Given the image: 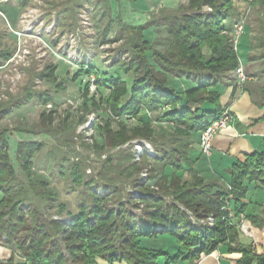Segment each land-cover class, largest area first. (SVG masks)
Listing matches in <instances>:
<instances>
[{
  "label": "trees",
  "instance_id": "16d2710c",
  "mask_svg": "<svg viewBox=\"0 0 264 264\" xmlns=\"http://www.w3.org/2000/svg\"><path fill=\"white\" fill-rule=\"evenodd\" d=\"M30 1L16 0V3L23 11ZM102 2L105 9L101 6L98 18L102 25L98 30L100 42L108 43L113 30L119 39H123L121 34L124 33L133 36L132 59L129 63L118 62L119 72L130 76L129 83L120 76L107 78L93 64L85 63L74 75H67L61 81L56 76L57 64L48 72H41L40 76L60 86L64 82H75L82 74H95L98 78L95 83L109 89L102 103L107 104L115 116L137 114V125L132 127L118 120L117 128H114L111 121L106 120L104 133H100L102 143L96 144V148L104 150L133 138H145L154 144L158 153L156 160L162 161L164 167L171 166L173 171L152 174V182L141 184L137 179L140 192H137L136 205L143 207L140 215L131 211L121 199L116 206H107L109 200L115 201L113 195L116 199L121 196L119 186L107 178L104 190L111 192L104 196L89 193L91 202L83 201L77 212H67L70 222L48 219L32 208L33 221L27 223L23 211L24 190L22 187L17 189L18 173L10 155V131L0 130V244L14 245L20 257L16 259L13 253L6 261L0 260V264H100L99 259L108 264H159L161 257L165 264H177L180 260L195 264L196 260L222 246L230 253L241 254L238 264H264V245H245L239 241V225L241 214L246 212L244 199L249 185L253 181L264 184V152L255 151L244 160L234 162L227 183L207 181L196 175L190 157L195 136L199 134L200 137V132L224 109L219 102L220 94L209 88L216 84L212 77L234 71L239 63V51L234 49L229 36L222 34L226 21L234 15L235 0H187L177 9L162 8L141 24L125 22L120 13L114 17L111 1ZM252 3L264 5L263 0ZM204 6L212 10L204 11ZM163 28L170 44L161 51L154 46L147 32ZM2 55L0 65L11 53L3 52ZM206 73L211 76H201L198 86L185 91L169 84L170 77L196 78ZM89 82L90 78L85 89ZM32 94L28 91L30 97ZM90 99L93 105L98 104L93 96ZM204 103L212 106L203 107ZM10 112L7 108L0 110V121ZM142 112L155 113L154 120L166 121L167 126L155 128L153 121ZM49 115L45 110L41 113L44 125L49 122ZM16 131L40 133L29 128H17ZM45 145L44 141L36 140L18 142L16 159L27 176H31L34 155ZM145 156L143 154L142 162H147ZM109 159L112 163L113 157ZM20 160L24 162L20 164ZM141 167L142 164L137 162V171ZM73 169L71 180L80 186L84 182L82 171L77 165ZM185 171H189L188 178L184 176ZM41 181L48 184V180ZM94 183L95 180L90 179L84 185L90 189ZM166 196L172 201L167 202ZM227 205L234 215L231 218L224 209ZM58 208L59 214L66 209L64 204ZM208 216L214 218L212 225L194 223V219L199 221ZM161 234L176 238L174 254L164 247L143 245L142 237L157 238Z\"/></svg>",
  "mask_w": 264,
  "mask_h": 264
},
{
  "label": "rangeland",
  "instance_id": "374dc122",
  "mask_svg": "<svg viewBox=\"0 0 264 264\" xmlns=\"http://www.w3.org/2000/svg\"><path fill=\"white\" fill-rule=\"evenodd\" d=\"M173 1L175 4L187 3V0ZM255 5L235 0L231 19L241 16L248 9V23ZM101 6L105 9L102 0H31L23 11L13 1L5 3L3 8L9 22L0 18V58L3 52H10L11 55L0 65V110L7 108L11 112L0 121V130L10 131V155L18 173L17 189L22 187L24 190V196L20 197L24 201L23 211L27 223L33 221L32 208L48 219L70 222L71 217L67 212H77L83 201L91 202L89 193L104 196L111 192L104 190L107 178L113 179L121 189V196L116 199L113 195L115 201L109 200L107 206L114 207L121 199L131 211L140 215L143 207L136 205L137 192H140L137 179L141 184L150 180L152 182L150 176L159 175L163 170L162 163L156 162L158 153L154 144L145 138H133L104 150L96 148V144L102 143L100 133H104L106 120L109 119L114 128H117L118 120L132 127L137 125V114L121 118L115 116L110 107L102 103L109 89L95 83L98 79L95 74H82L75 82H64L60 86L40 76L41 72H48L52 65L57 64L56 76L61 81L67 75H74L85 63L93 64L107 78L120 76L129 83L130 76L121 74L118 67L119 63H129L133 57L130 48L133 36L124 33L121 34L123 39H119L113 30L109 42L101 43L98 37V30L102 28L99 21ZM209 8L204 6L203 10L209 12ZM137 11L149 13L142 7ZM231 19L226 21L228 26L233 22H229ZM13 30L22 35H16L15 38ZM147 35L161 51L166 50L170 44L164 28L148 31ZM242 57L245 60L244 55ZM89 78L90 85L85 89ZM28 91L33 93L32 97ZM92 96L98 101L97 105L92 104ZM44 110L50 114L49 122L45 125L41 117ZM141 114L147 115L146 112ZM147 117L153 121L155 128H163L168 124L166 121H155V113H148ZM17 128H29L40 133L17 132ZM35 140L44 141L46 145L34 155L30 167L31 176H27L16 159L17 144L19 141ZM140 141L149 144L155 152L153 157L147 150L144 151L147 162H142L143 154L137 159L139 155L136 149ZM111 156L112 163H109ZM23 162L20 160V164ZM137 162L142 164L138 171ZM76 165L82 171L84 181L80 186L71 180ZM90 179L95 180V183L88 189L84 184ZM41 180H48V184ZM153 187L158 190L156 185ZM246 198L261 202L264 200V190H250ZM166 199L167 202L172 201L170 196H166ZM60 204L66 208L61 214L58 208ZM239 238L247 245L260 246L264 243V230L251 234L241 228ZM142 241L146 247H164L172 254L177 250L176 238L170 234H161L157 238L142 237ZM1 247L9 250L4 256H1ZM13 253L16 259L20 258L14 245L0 244V260L6 261ZM191 263L189 260H181L178 264Z\"/></svg>",
  "mask_w": 264,
  "mask_h": 264
},
{
  "label": "crops",
  "instance_id": "0c3cea01",
  "mask_svg": "<svg viewBox=\"0 0 264 264\" xmlns=\"http://www.w3.org/2000/svg\"><path fill=\"white\" fill-rule=\"evenodd\" d=\"M16 0H0V18L8 20L5 3ZM113 10V16L119 13L125 22L130 24H141L145 22L153 13H158L162 8L177 9L183 5L180 2L173 3V0H110ZM115 4L116 8L115 9ZM147 10L148 14L138 12ZM236 18H232L231 23ZM239 47L243 55L240 54V63L244 65L245 71L249 79L245 86L241 89L237 87L233 71L221 76H213L215 85L209 87L210 90L217 91L220 94L219 102L223 108H228L233 115L230 126L218 132L213 141L212 154L206 156L202 153L199 134L195 136V141L190 150L192 160V169L198 176H203L207 181H217L227 183L229 179V169L237 160H244L246 155L255 151L264 152V5L256 4L251 17L246 25L245 33L240 39ZM239 51V48H238ZM201 76L210 77V74L198 75L192 78L170 77L169 84L171 86L185 89L198 86ZM212 106L210 103H204L202 106ZM166 173H171V166L164 167ZM187 167V166H186ZM190 168L189 166L187 169ZM162 170V171H163ZM179 173H182L179 172ZM189 171L184 172L185 178L189 177ZM250 190H264V184L261 181H253L249 185ZM254 199V198H253ZM262 198L258 199L261 200ZM255 200V199H254ZM246 204L245 219L239 225L246 232L253 234L254 231L264 230V200L261 202H253L245 197ZM239 241L241 239L239 238ZM247 245L246 243H243ZM262 243L260 246H263ZM1 253L7 254V249L1 247ZM261 251V248L259 247ZM238 252L230 253L226 246H222L210 255H204L201 264H238L237 260L241 257ZM11 255H9L10 257ZM8 257V258H9ZM100 264H108L107 261L99 259ZM186 261V260H184ZM197 261V260H196ZM159 264H165L166 261L162 257ZM178 261V263H180ZM177 263V264H178ZM126 264V263H123ZM192 264V263H191Z\"/></svg>",
  "mask_w": 264,
  "mask_h": 264
},
{
  "label": "built area",
  "instance_id": "2783aa9c",
  "mask_svg": "<svg viewBox=\"0 0 264 264\" xmlns=\"http://www.w3.org/2000/svg\"><path fill=\"white\" fill-rule=\"evenodd\" d=\"M252 2H253V0L248 1L249 4H253ZM208 10L211 11L212 9L209 8ZM248 12H249V10L247 9L244 14H242L241 16H239L237 19H235L232 22L231 26H228V24L226 23L227 24L226 27L224 28V30H222L223 35L229 36L230 42L232 43V45L236 51H238L240 39L243 36V34L245 33ZM14 33L16 35H22L21 32H18V31H14ZM240 62L241 61L239 59L238 66L235 68L233 73L235 76L237 87L239 89L240 88L242 89L245 86V84L247 83L249 76L247 75V73L245 71L244 65ZM94 81H95V79H94ZM232 120H233L232 113L230 112V110L228 108H224L221 115L218 118H216L215 120H213L204 130H202L200 132L199 143H200L201 151L204 155L210 156L212 154L213 141H214L215 136L218 134V132H221V131L227 129L230 126ZM136 150H137V154L139 155V156H137V159H140V156L146 150L153 157L155 154V152L150 147V145L149 144L145 145V142H143V141H140V143L137 144ZM224 209L229 213L230 218L234 216V215H232L233 212L231 210L230 205L225 206ZM244 219H245L244 214H241L240 223H242ZM213 222H214V218L212 216H208V217L203 218L199 221L194 219L195 224L200 223V224H211L212 225ZM203 257L204 256H202L200 259H198L195 262V264H201Z\"/></svg>",
  "mask_w": 264,
  "mask_h": 264
}]
</instances>
